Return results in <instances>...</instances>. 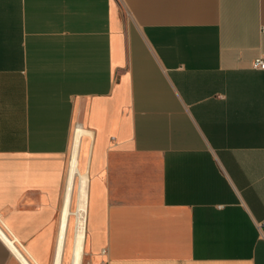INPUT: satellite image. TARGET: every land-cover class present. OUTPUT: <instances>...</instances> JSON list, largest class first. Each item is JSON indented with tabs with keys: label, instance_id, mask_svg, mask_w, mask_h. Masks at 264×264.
<instances>
[{
	"label": "crops",
	"instance_id": "0c3cea01",
	"mask_svg": "<svg viewBox=\"0 0 264 264\" xmlns=\"http://www.w3.org/2000/svg\"><path fill=\"white\" fill-rule=\"evenodd\" d=\"M258 58L264 0H0V264H71L77 129L80 264H264Z\"/></svg>",
	"mask_w": 264,
	"mask_h": 264
},
{
	"label": "bare ground",
	"instance_id": "6f19581e",
	"mask_svg": "<svg viewBox=\"0 0 264 264\" xmlns=\"http://www.w3.org/2000/svg\"><path fill=\"white\" fill-rule=\"evenodd\" d=\"M83 134L82 130L77 129L74 135V148L71 155L70 167H69V185L70 188L71 181L73 178L76 180L75 188V197H76V211H75V226H74V235L71 247V264H80V258L82 255L81 246L83 241V230H84V219H85V204H86V176L83 173H80L76 167V146L78 141ZM65 206L63 210V222L70 211L68 210L67 205L71 201L69 192L66 193Z\"/></svg>",
	"mask_w": 264,
	"mask_h": 264
},
{
	"label": "rangeland",
	"instance_id": "374dc122",
	"mask_svg": "<svg viewBox=\"0 0 264 264\" xmlns=\"http://www.w3.org/2000/svg\"><path fill=\"white\" fill-rule=\"evenodd\" d=\"M76 180L74 181V188H73V194H72V200L70 205V216H69V228H68V235L71 236L69 238V246L68 251L71 253V247H72V241H73V235H74V226H75V211H76V197H75V188H76ZM85 221H86V204H85V219H84V232H83V239L85 240ZM83 251H84V245H83ZM82 264H86L84 260H82Z\"/></svg>",
	"mask_w": 264,
	"mask_h": 264
},
{
	"label": "built area",
	"instance_id": "2783aa9c",
	"mask_svg": "<svg viewBox=\"0 0 264 264\" xmlns=\"http://www.w3.org/2000/svg\"><path fill=\"white\" fill-rule=\"evenodd\" d=\"M252 68L264 70V60L261 58L255 59L252 63Z\"/></svg>",
	"mask_w": 264,
	"mask_h": 264
}]
</instances>
